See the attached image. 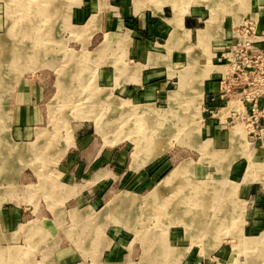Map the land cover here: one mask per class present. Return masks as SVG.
I'll use <instances>...</instances> for the list:
<instances>
[{"label":"rangeland","instance_id":"374dc122","mask_svg":"<svg viewBox=\"0 0 264 264\" xmlns=\"http://www.w3.org/2000/svg\"><path fill=\"white\" fill-rule=\"evenodd\" d=\"M257 1L0 0V264H56L63 249L80 255L75 264H108L107 248L121 264H264L259 201L228 148L204 147L202 100L180 86L198 73L187 66L214 64ZM164 8L176 29L190 15L201 30L174 31L179 67L162 99L101 85L100 66L124 65L134 21ZM256 173L262 182L260 162L245 181Z\"/></svg>","mask_w":264,"mask_h":264},{"label":"crops","instance_id":"0c3cea01","mask_svg":"<svg viewBox=\"0 0 264 264\" xmlns=\"http://www.w3.org/2000/svg\"><path fill=\"white\" fill-rule=\"evenodd\" d=\"M250 11L259 12L260 29L263 30L264 2H255ZM173 18V12H170L168 8H164L158 15L142 14L136 19L134 24L131 25L132 31H129L130 47L128 48V57L125 59L124 65L119 66V68L115 66H100L98 68L100 84L117 88L123 93V96L132 101L141 102L162 99L163 88L171 82L170 76L173 69L179 67L174 66V58L170 56L173 53L171 39L174 31L180 30L186 38H192L194 33L198 35L201 30L199 28L200 22L195 16L184 15L182 29L174 27ZM176 53L179 52L176 51ZM210 62L213 65L211 66L213 70L200 88V95H202L201 104H208V95L218 89L214 74L217 67L211 60ZM205 68V66H187L184 70L196 69L195 71L199 74H195L191 82L187 78H182L181 80L185 79L188 87L194 86V83H196ZM22 112L20 119L26 118ZM202 118L204 120V133L207 137L204 143L211 144L212 142L217 148L222 150L228 148V150L226 149L222 152L227 153L228 160L232 164L233 174L237 177L243 176L245 194L247 197L259 201L258 205H260L264 215V177L262 182H256V173L250 181H245V177L252 174L253 167L257 166L259 162L261 163V168L264 166L262 162L264 160V145L261 142L253 143L247 132L243 131L242 125L236 127H240L245 134L238 139V142H233L231 134L236 127L232 130H224L218 121L206 112L203 113ZM78 136L83 138L86 135L85 132L80 131ZM248 148L250 149L248 154L246 153L245 156H243L244 153L239 154L240 150L246 151ZM227 151H233L232 155H229ZM258 152H262V155L260 154V157L256 158L259 154ZM66 165L68 166V163ZM244 167L246 168L244 169ZM57 255L59 256H57L56 264H75L80 256H78L77 252L68 249L61 250ZM100 257L104 258L108 264H121L124 261L116 249H102Z\"/></svg>","mask_w":264,"mask_h":264},{"label":"built area","instance_id":"2783aa9c","mask_svg":"<svg viewBox=\"0 0 264 264\" xmlns=\"http://www.w3.org/2000/svg\"><path fill=\"white\" fill-rule=\"evenodd\" d=\"M222 41L213 54L218 89L208 95L202 111L224 130L242 125L253 143L264 145V29L259 12H248Z\"/></svg>","mask_w":264,"mask_h":264},{"label":"bare ground","instance_id":"6f19581e","mask_svg":"<svg viewBox=\"0 0 264 264\" xmlns=\"http://www.w3.org/2000/svg\"><path fill=\"white\" fill-rule=\"evenodd\" d=\"M30 1V0H29ZM26 2V1H25ZM26 5H27V3H26ZM138 6H140V5H138ZM203 58H201V60H202ZM193 61V60H192ZM197 61V60H196ZM200 60L198 59V63L200 64V62H199ZM196 64V63H195ZM201 66H205L206 68L205 69H203L202 70V72H201V75H200V77L198 78V80L196 81V83H194L195 85V92H196V96H198V99H200L201 97H202V95H200V88L202 87V85H203V82H204V79L205 78H208V76L210 75V73L212 72V70H213V68L211 67L212 65L210 64V60L207 58L206 59V62L205 63H203ZM196 70V69H195ZM199 74V73H198ZM190 75V74H189ZM191 79V78H190ZM206 80V79H205ZM188 87V83L187 82H185V79L181 82V89H182V91L185 89V88H187ZM180 90V89H179ZM189 90V89H188ZM190 91V90H189ZM199 92V93H198ZM182 93V92H181ZM199 94V95H198ZM195 96V95H194ZM177 99V98H176ZM189 103V102H188ZM123 104H126V103H123ZM128 104V103H127ZM198 104H200V101H199V103ZM127 106H129V105H127ZM148 108L149 107H132V111L134 112V113H137V114H141V115H146V113H148ZM150 109V108H149ZM189 115V114H188ZM190 116V115H189ZM179 118H180V116H179ZM240 134H241V131L240 130H236V131H234V132H232V134H231V139H232V141L233 142H235V141H237L238 142V139H240L241 138V136H240ZM243 134V133H242ZM139 143V149L141 150L143 147H144V150L146 149V147H149V148H151L152 146H154L155 145V143L154 142H146L147 144H145V142H143V141H138ZM207 143V142H206ZM204 144L205 146L204 147H206L207 145H208V143L207 144ZM138 149V150H139ZM157 152H159V151H157ZM139 153V152H138ZM137 153V154H138ZM258 157H260V154H258L257 156H256V158H258ZM177 172V171H176ZM175 172V173H176ZM174 174V173H173ZM172 174V175H173ZM172 177H169L168 179H166L165 181H163V185H165V184H167V183H169V182H171L172 180ZM172 183V182H171ZM161 187V186H160ZM164 187V186H163ZM156 195V194H155ZM175 204V203H174ZM173 211V210H172ZM253 243L254 242H252V241H249V240H246V241H244L243 242V244H244V246L245 247H252V245H253ZM258 243V242H257ZM261 244H263V243H261ZM262 246V245H261ZM259 247V246H258Z\"/></svg>","mask_w":264,"mask_h":264}]
</instances>
